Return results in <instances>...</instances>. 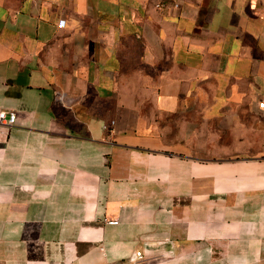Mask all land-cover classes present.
<instances>
[{
	"label": "crops",
	"instance_id": "0c3cea01",
	"mask_svg": "<svg viewBox=\"0 0 264 264\" xmlns=\"http://www.w3.org/2000/svg\"><path fill=\"white\" fill-rule=\"evenodd\" d=\"M260 103L264 0H0V264H264Z\"/></svg>",
	"mask_w": 264,
	"mask_h": 264
},
{
	"label": "built area",
	"instance_id": "2783aa9c",
	"mask_svg": "<svg viewBox=\"0 0 264 264\" xmlns=\"http://www.w3.org/2000/svg\"><path fill=\"white\" fill-rule=\"evenodd\" d=\"M62 25H63V22L62 21L59 22V27H61ZM259 107L263 108L264 104L260 103ZM15 119H16V116H15V113H13V112H4V111L0 112V124H2V125L13 126L15 123ZM105 222H106V224H109V225L117 224V220H106ZM136 258L137 259L142 258V255L140 252H136Z\"/></svg>",
	"mask_w": 264,
	"mask_h": 264
}]
</instances>
